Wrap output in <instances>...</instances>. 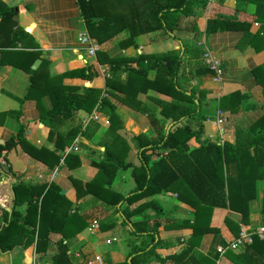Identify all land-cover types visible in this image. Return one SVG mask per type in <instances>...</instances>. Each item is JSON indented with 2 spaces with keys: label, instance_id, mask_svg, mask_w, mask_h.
<instances>
[{
  "label": "trees",
  "instance_id": "obj_1",
  "mask_svg": "<svg viewBox=\"0 0 264 264\" xmlns=\"http://www.w3.org/2000/svg\"><path fill=\"white\" fill-rule=\"evenodd\" d=\"M76 1L88 36L97 44H102L116 34L115 32H120L124 28L121 15L106 18L103 14L106 0ZM223 2L224 0H215V4L220 6ZM141 3L144 7L141 14L137 10L136 3H131L136 11V23L133 24L136 26H130V37L122 45L134 44V37L140 33L137 31V25L145 24L147 32L161 31L177 41L181 51L153 55L138 54L133 60L120 56L102 59L100 56L105 57L106 54L98 53L97 59L100 64H106L112 73L111 80H106V87L109 88L111 95H113L112 87L116 92L125 95H129L130 91L135 94L145 92L150 87L169 97V101L156 100L162 106L161 113L165 119L158 120L152 111L144 109L143 112L148 117L152 130L132 137L137 164L128 161L127 157L131 148L116 135L109 144L103 142L97 144L103 147L104 151L98 160L90 162V165L97 170L96 174L85 182L76 178H71V181L77 198L91 195V201L99 203L98 208H103L106 214L109 213L106 217L99 219L101 224H111L114 215L120 213L123 218L122 224L129 225L131 235L141 237V242L133 245L125 260L116 264H138L135 261L138 256H147L149 252L152 254L163 248L162 240L159 238L161 223L158 220L163 218L164 210L153 197L160 194L169 196L176 194L178 200L194 210L192 223L185 221L181 226L185 227L184 229H191L192 232L179 251L159 260L185 264L193 249L198 247L203 234L218 233L220 228L218 226L222 223L214 219L215 209L241 212L240 185L243 182L247 183L245 195L249 197L250 191L255 189V181L264 178V150L256 144L241 146L224 142L220 145L201 139L204 134V122L208 116L204 113L202 98L197 95L198 90L192 87L188 92L184 87L183 84L187 83V78L180 76V69L184 63V56H188L192 62L194 59H200L202 52L182 40L183 31L188 30L182 26V23L186 18L197 14L196 6H199L201 10L210 7V10L214 11L216 6H210L207 0H144ZM247 4H253L256 7L255 16L251 15L248 22H261L264 15V0H234L237 11L245 12L243 6ZM28 10V7L19 6H4L0 9V15L5 18L0 21V37L7 35L0 42L3 47L10 45V48H15L19 38L33 35L29 26L24 24V20H30L27 15ZM12 17L21 18L23 26H18L12 20L4 29L5 24L3 28L2 23L9 21ZM214 17L215 19L209 22V31L213 29L212 26L217 20H231L226 18V15ZM197 19L194 17L191 21L189 30L192 34L197 33ZM233 20L237 19L233 18ZM252 38L263 39L258 35ZM6 52L7 50L4 51L3 56ZM34 54L37 59L41 53ZM3 59H0V65L6 64ZM34 60L29 65V71L35 77H31L26 98L36 101L39 123L48 128L46 138L55 144L57 150L64 151L65 148L71 147L78 136L91 141L100 129L96 121L89 120L83 129L79 125L65 133L61 131L65 123L74 119V115L79 111L91 114L93 110H96L105 115L110 122V131L122 126L120 122L119 125L116 123L118 120L115 106L111 105L107 99L101 98L100 89L63 84L64 79H82L91 82L96 78V73L91 67L66 71L55 77H49L47 74L36 76L41 67L35 71L31 70ZM133 61L136 62V67H130L129 63ZM152 71L155 72V77L148 81V75ZM119 73L126 74L124 83L118 77ZM114 81L118 82L114 83ZM44 96L49 99L50 108L45 105L42 98ZM233 96L222 98L219 104L220 109L224 108L223 105L234 106ZM4 116L3 113L0 114V117ZM166 119L171 120L168 125ZM261 124L264 128V119ZM260 136V139L264 138V131L260 133ZM192 139L199 144L197 148L191 149L189 142ZM17 146L51 170L59 166L61 162L69 171H76L81 166L79 156L73 152L61 155L45 147L31 146L25 139L24 127L20 125L14 136L0 141V176L7 175L14 178L7 156ZM1 160L5 161V165L1 164ZM235 160L239 171L235 177H227V166ZM5 166L9 167L8 171L4 170ZM127 171H130L134 188L126 195H121L112 189V185L121 172ZM11 191L10 209L0 208V254L7 255L16 248L24 251L34 246L35 254L43 258L51 246V234H59L60 238L55 243V254L50 261L42 262V264H79L75 255L69 252L66 240L80 234L87 227L91 216L80 214L78 209L71 211L72 203L64 194H61L60 187L54 183L30 185L15 181L11 185ZM143 200L144 202L130 209V206ZM21 206L25 208L20 210ZM261 212L264 214V202ZM133 216L139 217L140 220L132 222ZM224 224L231 228V222L227 218ZM238 233L239 231L232 240L223 245L234 241ZM259 243L264 242L254 238L251 245L242 248L243 252L250 253L251 250L257 249L256 246ZM258 260L259 263L256 264H264V255ZM11 264L19 263L13 260ZM196 264H214V262L211 259L202 258Z\"/></svg>",
  "mask_w": 264,
  "mask_h": 264
},
{
  "label": "crops",
  "instance_id": "obj_2",
  "mask_svg": "<svg viewBox=\"0 0 264 264\" xmlns=\"http://www.w3.org/2000/svg\"><path fill=\"white\" fill-rule=\"evenodd\" d=\"M143 1L106 0L105 8L106 12H108V17L121 15L123 17L124 28L120 32H115L116 34L102 44H97L95 40L91 39L92 44L97 47V50L94 55H90L88 53L89 46L83 45L78 41L80 36H89L76 0H0L1 3H7L9 6L29 8L27 15L30 20H24V24L28 25L30 30L33 31L32 36L35 41L33 42L34 46L28 48L26 51L41 53V57L37 58L41 59L39 68L45 61L48 62V67L44 74H47L49 77H55L66 71L91 67L92 71L96 73V78L91 82L82 79H64L63 84L67 86L92 87L100 90L105 87L106 80H102V77L108 71V66L98 62V53L106 54L105 57L100 56L102 59L120 56L133 60L136 59L138 54L153 55L181 51V46L177 41L164 35L161 31L147 32L145 24L142 26L140 24L137 25V31L140 33L133 39L135 45L132 43L128 46L122 45L130 37V26H136L133 25L136 23V11H134L135 7L131 3H136L138 6L137 10L141 14L144 8L141 5ZM207 2H209L210 6L215 5L216 10H210V7L201 10L199 6H196L195 11L197 14L194 17L195 19L198 18L196 20L198 26L197 33L192 34L191 30H189L191 29V21L194 19V17H189L184 20L183 25L188 30L183 31L181 37L186 44L202 52L200 59H194L192 62L187 59L185 61L188 66L186 74L180 73V76L187 78V83L183 85L188 92L192 87L198 90L197 95L202 98V107L204 113L208 116V119L204 122V134L201 139L204 141L210 140L220 145L224 143V140L225 143H234L241 146L256 144L257 147L259 146L264 150V138L260 139V133L264 131V128L260 127L264 119V15L261 22H248V18L251 15L255 16L254 11L256 7L253 4L243 6L245 12H242L235 10L234 0H224L222 6L215 4V0H207ZM215 15H226V18H230L231 20H217L212 26L213 29L209 31V22L211 19H215ZM233 18L237 20H233ZM257 35L263 39L252 38ZM6 37L7 35L1 36L0 42ZM1 46L0 44V59H3L2 52L5 48ZM16 48H20L18 43ZM206 52L210 53L214 59L220 61L224 68L218 82L212 81L213 74L211 71V73L207 72L210 69L205 64L203 58ZM3 61L6 62L5 59ZM129 65L130 67H136V62L133 61ZM194 65L195 68L191 69L190 66ZM183 66L185 65L183 64ZM204 71L207 73H203ZM16 72L18 70L15 67L10 68L6 64L0 65V114L3 113L5 115L4 117H0V141H5L9 137L14 136L19 126L22 125L25 130V139L31 146L35 148L45 147L61 155L66 152H73L79 156L81 166L76 171L63 169L64 166H57L50 171L47 166L32 158L20 146H17L7 156V162L12 169L14 178L7 175L0 176V208L10 209L12 205L11 185L17 181L30 185L43 183L56 184L60 187L61 194H64L74 207L79 208L80 214L89 213L91 208L99 209V203L86 200V197L90 198V195L77 198L75 187L71 181V178H76L85 182L96 174L97 170L90 165V162L91 160H98L102 155V153L96 150L97 148L104 150L103 147L97 145L100 143L96 141L95 135L97 133L91 141L78 136L73 141L71 147L65 148L64 151L57 150L55 144L46 138L48 128L39 123V110L36 101L26 98L29 87L28 75L24 73L17 74ZM125 75V73L118 74V77L121 76L122 83L126 81ZM149 78L151 80L154 79V77H148L147 79ZM117 82L114 81V83ZM101 84H103L102 88ZM111 90L113 95L116 94L124 97L123 93L116 92L113 87ZM230 95H234L232 97L234 106L223 105L224 108L220 109L219 104L221 99ZM146 96L156 97L165 101H169L170 99L150 87L145 92L138 93V97L145 101L147 99ZM42 98L47 108H50L49 99L45 96ZM153 98V101L156 100ZM113 103L114 106H117L115 112L124 116L125 114L123 113L127 106H121L114 101ZM139 108L142 111L134 110V114L133 112H129V115L127 114L123 120V130L130 134L131 140L133 136H139L152 130L148 117L143 112L144 109L150 110V107L147 108L145 105H141ZM217 110H220L225 115L229 124H233L234 131L236 132L231 133L230 131H226V128L217 127L214 123ZM83 115H85V112H77L74 115V120ZM154 116L156 117L155 113ZM156 119L158 118L156 117ZM170 121L168 120V123ZM70 123L72 122L67 124ZM85 125L86 123L82 125V129L85 128ZM212 134L214 136L216 134L221 136L223 142L217 139L218 136L211 140ZM128 142L126 143L131 148L129 155L131 152L136 153L134 142L132 141V144L130 140ZM189 145L191 149L199 146L194 139L190 140ZM3 162L5 161L1 160V164ZM238 171L239 166L235 160L227 166V177H235ZM246 185V182L240 185L241 212L215 209L213 217L219 223H222L221 226H218L220 227L218 228V233L207 232L203 234L198 247L193 249L185 264H196L202 258L211 259L213 262H216L214 264L259 263L258 259H262L264 255V243H259L256 246L257 249L251 250L250 253L243 252L244 249L242 248L237 251H228L223 255H219L216 252L218 246L232 240L238 231L240 233L242 230L253 231L259 227H264V214L261 212L264 202V178L255 181V189L252 192L250 191L249 197L245 195ZM123 188H125L124 195L134 188L130 171L121 172L113 182L112 189L115 192L121 194ZM153 199L159 202V204L161 202L166 203L164 206L161 204L164 211L167 209L166 205L170 208L166 214L168 216L165 215L171 218L168 220V223L162 222L163 218L158 220L161 223L159 238L164 240L162 242L163 248L158 251L161 253L159 255L160 258H164L171 253L179 251L186 244V239L192 231L189 228H182L181 226L185 221L181 223L177 219L184 215L185 220L191 224L194 210L178 200L176 194L172 196L160 194L154 196ZM142 202L144 200L132 205L133 208ZM173 217L176 219H173ZM225 218L231 222V228L226 227L224 224ZM131 220H133L132 222H136L140 218L133 216ZM98 226V229L91 233H97L100 229L106 231L113 227V223L101 224L99 222ZM172 237L176 239L170 241ZM59 238V234H51V246L43 258L35 254L34 246L24 251L16 248L10 254H0V264H9L13 260L19 264H42V262L50 261L51 257L55 254V243ZM84 240L81 234L67 239L66 243L69 252L71 253L70 249L72 245L79 248L86 247L85 244L89 241L85 240L84 242ZM262 241L264 242V240ZM91 242L93 243H90L91 245L88 247L92 250L91 252L94 257H100L101 264H116L124 259V255L122 257V255H118L116 252L108 253L105 257L104 255H99L97 252V241L93 240ZM108 244H111V241ZM168 262L171 261L166 260L162 263L168 264ZM153 264H161V261L157 259Z\"/></svg>",
  "mask_w": 264,
  "mask_h": 264
},
{
  "label": "rangeland",
  "instance_id": "obj_3",
  "mask_svg": "<svg viewBox=\"0 0 264 264\" xmlns=\"http://www.w3.org/2000/svg\"><path fill=\"white\" fill-rule=\"evenodd\" d=\"M4 6L10 7L7 3H2L0 5V9L2 7H4ZM28 12L29 11H27V14H28ZM103 14H105L106 18H108V12H106V8L104 9V13ZM2 19H5V18H3V15H0V21ZM12 20H14L18 26H23L21 18H16L15 19V17L14 18L12 17L11 19H9V21H7V22L4 21L2 23L3 24V28H4V24H5V28L4 29H6V27L8 26V23H11L10 21H12ZM183 25H184V22L182 23V26ZM176 32H178V31H176ZM191 39H192V37H191ZM34 41H35V39L33 38V36L28 35V36L19 38L17 40V43L19 44L20 48H18V49L16 47L15 48H12V47L10 48L9 47L10 45H7V46H4L5 49H3L4 51L7 50V52L4 55V59L6 60V65L9 66L10 68L15 67L18 70V72H16L17 74L24 73V74L28 75V77H29L28 78L29 86H30V83H31V77H35L29 71V65L32 62V60L35 59V54L27 52L26 50L28 48H31V47L34 46L33 45ZM4 51L2 53H4ZM39 57H41V55H39ZM187 59H188V56H184V58H183L184 63L183 64L185 66H183L180 69L181 70L180 73H183V75L186 74V69L188 68V66L186 65V62H185ZM204 62H205V64H207V61L204 60ZM47 67H48V62L45 61L43 63V65L41 66V68L38 70L36 76L43 75L45 73ZM190 67H191V69H193V68H195V65L194 66H190ZM119 74H121V73H119ZM104 77H102V80L111 79L112 73L109 70V67H108V71L105 73ZM148 77H155V72L154 73H149ZM215 77L216 76L212 77V81L213 82H218L219 79L215 80ZM119 78H120V80H122L121 76ZM36 79H38V78H36ZM149 79H148V81H151V78H149ZM101 85H102L101 86V88H102L103 84H101ZM101 91H102L101 92V98H104V99H107L108 101H110L111 105L114 106V103H113V101H114L115 103L120 104L121 106H127L126 109L124 110L125 112L123 113V114H125L124 116H121V114H117L115 112L116 115H117V120H118V122H116V123H118V125H119V122H120L121 125H123V120L125 119L126 115L129 112H133V114H134V110L142 111V109L139 108V107H141V105H143V106L145 105V107H147V108L150 107L149 108L150 111L154 112L156 117L159 120L165 119L163 117L162 113H161L162 106L158 102H156V100L162 101V99H159V98H156V97L153 98L151 96H149V97L146 96L147 99L145 101L142 98L138 97V94H135V93H133L131 91L129 92V95H127V94L125 95L124 94V97L121 96V95L120 96H118V95L114 96V95H111L109 93V88L106 87V84H105V87L102 88ZM162 95H164V94H162ZM152 98L156 99V100L153 101ZM19 102H21V101H19ZM116 108H117V106H115V110H116ZM94 112H97V111L93 110V112L91 114L85 113V115L79 116V118H77L75 120L72 119L71 121H69V122H72L70 124H67L69 122L65 123V126L61 128V131H63L65 133L69 129H72V128L76 127V126L80 125L82 127V125H84V123H86V125H87L89 120H95L94 118L91 119ZM97 114H98V118L95 121L99 124L100 129L97 131V134L95 135L96 141H98L100 143L104 142V143L109 144V143L112 142V140L115 138V136L118 135L117 137H119L120 139L126 141L127 143H129L128 140H130V143L132 144L131 136L125 130H123V126H121L117 130L110 131V129H109L110 128L109 119L103 114H100L98 112H97ZM223 117H224V119H226L225 115H223ZM224 119H222V120H224ZM105 120L108 121V124L105 123ZM228 123H229V121L226 119L223 122H221V124L217 123L218 124L217 127H223V129L226 128V131H230L231 133L236 132V131H234L235 128H234L233 124L231 125V124H228ZM166 124L167 125L169 124L167 119H166ZM226 124H228V125H226ZM260 127L262 128V124L260 125ZM216 136H218L217 139H219V141L223 142L222 137L217 135V134L215 136L213 135L212 137H210V139L212 140ZM224 142H225V140H224ZM96 150L99 151V153H103L102 151H104V150L99 149V148H97ZM65 154H67V152L63 153L62 155H65ZM128 161H130V162H132L134 164H137L136 153L131 152L130 155L128 156ZM3 164L5 165V162H3ZM61 166H63V165L60 164L58 167H61ZM63 169H65V167ZM50 171H51V169H50ZM124 191H125V188H123V191L121 190V195H124ZM81 198H83V197H81ZM86 200L91 201V195H90V198L86 197ZM158 204H159V202H158ZM161 204L164 206L166 203L165 202H161ZM161 204H159V205L161 206ZM166 206H167V209L164 211L162 222H165L167 224L168 220H170L171 218L166 217V216H168L166 214L170 210L169 206L168 205H166ZM24 208H25V206H21L20 210H23ZM76 209H78V211H79V208L72 206L71 211L76 210ZM130 209H133V206H130ZM87 211H85V212H87ZM89 213H87V214H89L91 216V218H90L91 220L88 222L87 227L80 232L82 237L86 241H89V242H87L85 244L86 247L79 248L78 246L72 245L71 249H70L71 253H73L75 255V257L77 258V263H79V264H88V262L94 261L95 264H101V262L99 263V262L95 261V257L93 255V253L91 252L92 250L88 247V246L91 245L90 243H93V242H91L93 240H96L97 243H98L97 252H98L99 255H101V256L104 255V257H105V255L108 254V253L111 254V253H115L116 252V253H118V255H122V257L124 255V257H123L124 259L121 261V262H123L125 260V258L127 257L129 251L133 247V245L135 246V245H137L138 242H141V237L139 238V237H137L134 234L131 235V231H130L129 225L122 224L123 218L121 217L120 213H117V214L114 215V220L112 222L113 223V227L112 228H110V229H108L106 231H104V230L102 231L100 229L97 233H91V232L88 231V228H89L91 222L98 221L100 217H102V216L106 217L109 213L106 214L103 211V208H101V209H97V208L93 209V208H91ZM83 214L86 215V213H83ZM173 219H176V218L173 217ZM185 219H186L185 216L182 215L177 220L179 222L181 221V223H183L184 221H186ZM131 221H133V220H131ZM114 239H115V241H113ZM172 239H176V238L172 237V238H170V241ZM85 240H84V242H85ZM108 240L111 241V244L106 243V241H108ZM144 240L148 241V239H144ZM161 240H162V242L164 241L163 239H161ZM150 253L151 252H149V254L147 256H138L135 259V261L138 262V264H153L155 262V260L160 259L159 255H161V253L158 250L154 251L152 254H150ZM146 261H148V263H145ZM121 262H119V263H121ZM162 262H164V261H161V264H163ZM171 263L172 262H168V264H171Z\"/></svg>",
  "mask_w": 264,
  "mask_h": 264
},
{
  "label": "built area",
  "instance_id": "obj_4",
  "mask_svg": "<svg viewBox=\"0 0 264 264\" xmlns=\"http://www.w3.org/2000/svg\"><path fill=\"white\" fill-rule=\"evenodd\" d=\"M78 41L83 45H88L89 46L88 53L90 55H94L95 51L97 50V47L92 44V41L89 37L80 36L78 38ZM203 58L205 61H207L208 68L212 71L213 77L216 76L215 80L220 79V77L224 71V68H223L222 64L220 63V61L214 59L210 55V53H208V52H206L204 54ZM93 118L95 120H97V118H98L97 112L93 113V116L91 119H93ZM222 119H224L223 113L220 110H217L214 123L216 125H218L217 123L221 124V122L226 120V119H224V120H222ZM105 123L108 124V121L105 120ZM228 124H226V125H228ZM61 164H62V162H61ZM98 227L99 226H98L97 221H93L92 224L89 226L88 230H89V232H93V231H96L98 229ZM254 238H258L259 240H264V227H259L253 231L242 230L238 234L237 238L234 241H232L230 244L218 246L216 249V252L219 255H223L224 253H226L228 251H237L241 248H244V247L251 245L253 243ZM109 242L110 241H107V243H109ZM95 261L100 263L101 262L100 257H95ZM93 263H94V261L88 262V264H93Z\"/></svg>",
  "mask_w": 264,
  "mask_h": 264
},
{
  "label": "water",
  "instance_id": "obj_5",
  "mask_svg": "<svg viewBox=\"0 0 264 264\" xmlns=\"http://www.w3.org/2000/svg\"><path fill=\"white\" fill-rule=\"evenodd\" d=\"M40 62H41V59L35 60L34 63L32 64V66H31V70H33V71L37 70V68L39 67ZM86 86H87V84H86ZM8 169H9L8 166L4 167L5 171H8ZM128 262H129V259H128ZM9 264H11V263H9Z\"/></svg>",
  "mask_w": 264,
  "mask_h": 264
}]
</instances>
